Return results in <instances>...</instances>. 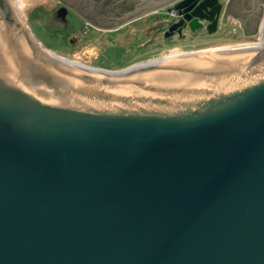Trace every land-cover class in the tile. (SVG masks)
Returning <instances> with one entry per match:
<instances>
[{
    "label": "water",
    "instance_id": "obj_1",
    "mask_svg": "<svg viewBox=\"0 0 264 264\" xmlns=\"http://www.w3.org/2000/svg\"><path fill=\"white\" fill-rule=\"evenodd\" d=\"M83 1L104 29L165 10L166 39L226 24L220 0ZM250 1L241 27L260 47L98 77L48 58L0 0V264H264V0Z\"/></svg>",
    "mask_w": 264,
    "mask_h": 264
},
{
    "label": "rangeland",
    "instance_id": "obj_2",
    "mask_svg": "<svg viewBox=\"0 0 264 264\" xmlns=\"http://www.w3.org/2000/svg\"><path fill=\"white\" fill-rule=\"evenodd\" d=\"M35 40L51 55L88 68L118 71L185 53L206 52L256 43L259 31L242 42L230 33L231 23L225 24L211 35L200 36V45L184 46L179 38H164L151 30L160 22L165 10L131 21L118 31L102 32L88 26L77 14L55 15V0H12ZM264 5V2L263 4ZM264 18L262 11L258 21ZM154 26V27H155ZM259 29V28H258ZM159 32V31H158ZM195 40V41H196ZM198 42V44L200 43ZM94 46L96 50H90ZM176 47V48H175ZM98 55L97 57H95ZM76 60V61H74Z\"/></svg>",
    "mask_w": 264,
    "mask_h": 264
},
{
    "label": "flooded vegetation",
    "instance_id": "obj_3",
    "mask_svg": "<svg viewBox=\"0 0 264 264\" xmlns=\"http://www.w3.org/2000/svg\"><path fill=\"white\" fill-rule=\"evenodd\" d=\"M55 1L58 4L56 7V10H55V15H57L59 10H61L62 8H65L66 13L68 11L74 12L83 21H85V23L88 26H92L93 28H95L98 31L106 32L104 30V28H102V27L106 26V22H105L106 20L99 18V17H96V15H89V13H88L89 11H88L87 7L89 6L90 1H88V3L86 1H83V0H68V1L67 0H55ZM220 3L222 4V7H223L222 12L225 13V15H226V17H225L226 24L231 23L232 19L238 20V23H239L238 31H239L240 26L243 25V22L246 21V19L249 17L251 1L250 0H220ZM102 9H104V8H102ZM58 16L60 17V15H58ZM65 16H66V14H65ZM122 27H124V25L119 27L118 29L113 30V31H118ZM152 30H155L156 33H158V35L163 36L162 33L157 29V26H155V28ZM172 38H178V37L175 35ZM198 38H199L198 33H194V34L188 33L185 35L184 38H179V39L183 43H189V44L196 43L197 44L198 42H200V41L196 40ZM88 47H91L90 50H94V49L96 50V48L94 46H88ZM97 56L98 55H96L95 57H97Z\"/></svg>",
    "mask_w": 264,
    "mask_h": 264
},
{
    "label": "bare ground",
    "instance_id": "obj_4",
    "mask_svg": "<svg viewBox=\"0 0 264 264\" xmlns=\"http://www.w3.org/2000/svg\"><path fill=\"white\" fill-rule=\"evenodd\" d=\"M9 3L12 5V7L15 9L16 13L18 14L19 18L24 21L21 17V15L19 14L18 10L16 9V6L14 5V2L12 0H8ZM262 34V33H261ZM261 40H262V37L260 38L259 42L257 44H251V45H243V46H237V47H230V48H219V49H212L210 51H204V52H194V53H185V54H179V55H176V56H172V57H167V58H164V59H161V60H158V61H154V62H148L147 64H159V63H162L163 64H166V63H171V62H175V61H178V60H181V59H184V58H188V57H195V56H204V55H212V54H216V53H219V52H226L228 50H241V49H248V48H257L258 46L260 47L261 45ZM48 58L60 63L63 67H66V68H69L73 71H76V72H80V73H88V74H91V75H96L98 77H101L103 75H106V76H112L111 74H108V73H100L99 71H96V70H91L90 68L86 67V66H83L81 64H78V63H74V62H70V61H67V60H64V59H61V58H57L53 55H51L50 53L46 52L45 54ZM146 64V65H147Z\"/></svg>",
    "mask_w": 264,
    "mask_h": 264
},
{
    "label": "crops",
    "instance_id": "obj_5",
    "mask_svg": "<svg viewBox=\"0 0 264 264\" xmlns=\"http://www.w3.org/2000/svg\"><path fill=\"white\" fill-rule=\"evenodd\" d=\"M14 2V1H13ZM15 4V3H14ZM16 5V4H15ZM151 14H155V12H151V13H148V14H145V15H143V16H141V17H139L140 19L141 18H143V17H145V16H148V15H151ZM139 18H137V19H135V20H139ZM135 20H133V21H135ZM233 20H236V19H232L231 20V23H232V21ZM128 24H130V23H128ZM158 24V23H157ZM157 24H156V26H157ZM124 26H126V25H124ZM155 25H153L152 27H150V28H152V29H154L155 27H154ZM116 29H118V28H116ZM151 29V30H152ZM106 32H111V31H113V30H115V29H104ZM252 36H254V35H252ZM251 35H245L244 34V32H243V29H242V27L240 26V29H239V31H238V36L236 37V38H234L235 39V41L237 40L238 42H242L243 40H246V38H250V37H252ZM200 44H204V43H191V44H189V43H185V45L186 46H195V45H200ZM185 45H181V46H176V47H184ZM175 47V48H176ZM201 50V49H200ZM200 50H197V51H200Z\"/></svg>",
    "mask_w": 264,
    "mask_h": 264
},
{
    "label": "built area",
    "instance_id": "obj_6",
    "mask_svg": "<svg viewBox=\"0 0 264 264\" xmlns=\"http://www.w3.org/2000/svg\"><path fill=\"white\" fill-rule=\"evenodd\" d=\"M170 14H171V15H174L175 12L172 11V12H170ZM238 28H239L238 20H233L232 23H231L230 33H231L232 35H236V34H238ZM259 40H260V36H259L257 42H256V43H252V44H257V43L259 42ZM74 61H76V60H74Z\"/></svg>",
    "mask_w": 264,
    "mask_h": 264
}]
</instances>
